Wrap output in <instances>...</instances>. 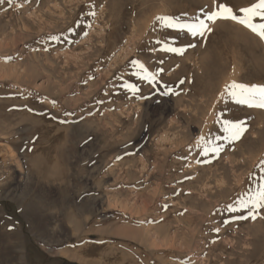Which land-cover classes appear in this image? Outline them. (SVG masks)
<instances>
[{
  "label": "rangeland",
  "instance_id": "rangeland-1",
  "mask_svg": "<svg viewBox=\"0 0 264 264\" xmlns=\"http://www.w3.org/2000/svg\"><path fill=\"white\" fill-rule=\"evenodd\" d=\"M213 7L0 2V264H264V210L229 211L264 183V109L222 96L233 81L264 85V41L230 21L192 38L155 20ZM173 37L196 46L161 51L157 41ZM134 59L161 77L156 91L134 75ZM164 85L172 93L160 94ZM225 118L247 131L205 157L199 137L223 135ZM95 229L100 241L73 240Z\"/></svg>",
  "mask_w": 264,
  "mask_h": 264
},
{
  "label": "snow or ice",
  "instance_id": "snow-or-ice-1",
  "mask_svg": "<svg viewBox=\"0 0 264 264\" xmlns=\"http://www.w3.org/2000/svg\"><path fill=\"white\" fill-rule=\"evenodd\" d=\"M12 2L13 0H8L9 4ZM91 14L93 16L96 15L95 12ZM155 20L160 26L177 33V37L183 34L192 38H205L212 32L213 25L221 21H230L243 26L258 36L260 40L264 41V0H256V2L251 3L249 6H241L238 8L230 5L227 0H219V2L214 0L212 10H202V15L192 17L190 20H184L181 17L172 15H158L155 17ZM177 37L171 38L170 41L158 40L157 44L162 45L160 50L183 56L189 47L194 48L196 46L191 42L187 45H177ZM51 39L57 40L58 37L53 36ZM131 63L136 70L134 75L139 80L147 82L152 87V90L156 91L161 80L158 73L150 71L140 60L134 59ZM159 71L163 72V69L161 68ZM125 87L137 100L150 99V94L141 95V89L135 84H127ZM170 93H172V89L168 88L167 85H164L160 89V94L162 95H169ZM222 96L230 98L237 105L264 109V85H248L233 81L225 86ZM219 123L221 124L223 135L216 136L211 141L204 135L199 137L198 143L205 157L212 154L216 158H219L220 154L225 150L224 144L221 141L227 142L228 144L235 143L247 131L243 121H234L225 118L219 121ZM197 163H200V161H197ZM261 169L264 171V163L261 164ZM261 179L264 180V177ZM243 210H247L253 219L256 218L260 210H264V183H260L259 187L247 198H242L236 201L234 205L229 206V211L231 212H240ZM237 218L247 219L248 217L240 216ZM216 231L219 232V229H216Z\"/></svg>",
  "mask_w": 264,
  "mask_h": 264
},
{
  "label": "bare ground",
  "instance_id": "bare-ground-1",
  "mask_svg": "<svg viewBox=\"0 0 264 264\" xmlns=\"http://www.w3.org/2000/svg\"><path fill=\"white\" fill-rule=\"evenodd\" d=\"M19 125V124H18ZM239 143H240V141H239ZM238 144V143H237ZM241 145H242V143H241ZM4 149V148H3ZM1 153V152H0ZM4 164V163H3ZM14 165V164H13ZM252 165V164H251ZM257 165V164H256ZM255 165V166H256ZM12 166V165H11ZM257 168V167H256ZM257 170V169H256ZM255 172V171H254ZM251 179V178H250ZM102 188V187H101ZM104 192V191H103ZM38 204V203H37ZM32 206V210H33V213H34V216H35V218L39 221V223H40V221L42 220V216L41 215H39V210H40V207L39 206H37L35 203H33V202H31L30 204H28V206ZM39 205V204H38ZM29 208V207H28ZM72 219H74V218H72ZM72 221V220H71ZM81 222V221H80ZM84 223V222H83ZM41 224V223H40ZM86 226H87V224H86ZM81 230H82V228H80ZM89 229V228H88ZM87 229V230H88ZM47 230V229H46ZM86 230V232H84L82 235H80V236H82L80 239L78 238V236H74L73 235V240L75 241V243L77 244V243H83V242H89V241H92V240H96V241H100L101 240V236H100V233H99V230H97V229H95V231H93V233H92V231L91 230H89V231H87ZM120 232H122V233H125V234H129V233H131L132 231L131 230H129V229H127V228H122V229H120ZM81 233H82V231H81ZM47 234V233H46ZM96 235L95 237H94V235ZM84 235V236H83ZM45 238V237H44ZM94 238H96V239H94ZM43 240H45V239H43ZM48 241V240H47ZM103 241V240H102ZM49 242V241H48ZM46 243V242H45ZM74 243V244H75ZM97 243H99V242H97ZM48 244V243H47ZM83 253V252H82ZM87 254V253H86ZM86 254H84V255H86ZM85 257V256H84ZM87 257V256H86ZM76 258V257H75ZM78 259V260H77ZM74 260V259H73ZM76 260L77 261H83L82 259H81V257L79 256L78 258H76ZM87 260V259H86ZM100 262H92V263H90V264H99Z\"/></svg>",
  "mask_w": 264,
  "mask_h": 264
}]
</instances>
